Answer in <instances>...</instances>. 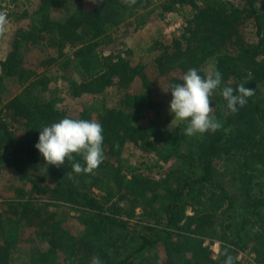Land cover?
<instances>
[{"label": "trees", "instance_id": "obj_1", "mask_svg": "<svg viewBox=\"0 0 264 264\" xmlns=\"http://www.w3.org/2000/svg\"><path fill=\"white\" fill-rule=\"evenodd\" d=\"M39 1L40 11L48 13L64 6L63 0ZM188 2L195 15L170 45L162 46L154 78L164 79L170 89L182 83L189 68L205 76L212 63V72L222 74L221 88L235 89L246 81L245 86L255 90L238 114L227 109L217 90L212 99L218 104L215 116L222 127L194 137L184 134L182 123L169 128L174 118H162L160 103L152 94H157L153 80L130 68L112 49L153 20L144 19L124 37L112 38L122 31L127 14L148 9L151 1L136 0L129 6L123 0H97L65 23L45 25L59 48L49 61L59 73L77 79L74 82L84 92H95L98 85L105 87L115 80L122 91L126 112L110 108L100 117L105 159L88 175L71 172L67 160L59 168L46 166L35 148L43 127L65 117H92L89 110L69 116L53 103L39 101L32 82L35 71L23 66L20 42L14 40L13 49L0 61V177L7 166L14 167L30 187L31 198L10 204L6 217L0 219V264H10L26 226L41 228L43 235L45 227L57 219L51 209L61 205L80 213L77 218L84 232L72 238L57 221L47 234L50 249L39 251L31 264H91L97 256L103 264H225L229 257L231 264H239L234 255L250 248L249 228L264 232V10L258 7L264 0H243L241 5L230 0H166L158 17ZM253 33L255 43L249 39ZM138 76L143 90L128 92ZM11 77L19 80L22 89L4 101L1 84ZM152 113L155 119L142 127ZM10 122L24 125L28 137L17 138ZM146 143L162 147L161 160L169 167L159 176L128 179L121 170L122 155L129 144ZM75 161L83 164L80 156ZM139 210L148 221L144 227L130 223ZM215 242L221 243L217 257L211 249ZM260 247L264 241L258 250V262L264 264Z\"/></svg>", "mask_w": 264, "mask_h": 264}, {"label": "rangeland", "instance_id": "obj_2", "mask_svg": "<svg viewBox=\"0 0 264 264\" xmlns=\"http://www.w3.org/2000/svg\"><path fill=\"white\" fill-rule=\"evenodd\" d=\"M149 1L152 4L148 9L132 15L127 14L126 22L121 27L122 31L117 30L112 38L124 37L127 33L133 31L144 19L152 18L153 20L137 33L128 37L123 44L117 43L112 49L115 51L116 56L124 57V61L127 62L125 63L130 68H135L137 71L140 70L153 80L152 82H154L157 94L154 91L152 94L153 96L156 95V101L160 103L162 118L167 119L172 116L169 111L172 97L170 90L165 87V80L154 78L157 72L156 59L163 51L162 46L170 45L173 39L180 34L182 29L194 17L195 10L189 2L179 4L175 5L170 13L160 18L158 17L161 13L160 6L166 0ZM198 1L201 3L202 0ZM230 1L241 5L243 0ZM62 2L64 5L62 8H54L48 13L47 11H40L39 0H0V10L7 12L9 28H11L8 29L3 41L0 40L1 45L3 44V48L0 46V57L4 56L2 53L3 49L9 54L14 47V40L18 39L20 42L18 44L20 47L19 57L25 64L23 66L27 69L30 66L35 71V77L32 79V82L36 84L37 89L35 93L39 101L53 103L59 112H65L64 114L71 116L79 114L82 110H89L92 120L96 121H100V117L110 108H117L126 112V108L121 102L122 91L117 88L118 84L116 80L111 85L109 84L105 87L101 84L98 85L95 92L94 89L93 91L88 89L84 92L81 84L74 82L77 79H73L69 75H62L57 71L54 63H49L51 59L58 55L59 48L54 45L52 33L46 30L45 25L47 23H65L72 15L77 14L82 9L92 8L97 0H63ZM258 7L261 11L264 10L263 3H260ZM14 28L15 30H12ZM249 39L252 43L256 42L254 33L249 36ZM117 61L116 58L115 63ZM205 71L207 74L212 72V63H209ZM131 72L132 74L135 73L134 71ZM136 74L139 75V73ZM1 86L6 91L3 95L4 101L12 99L22 89L16 77L8 78ZM127 90L130 93H140L143 90L142 78L136 77L129 84ZM212 104L215 106H212L213 115L215 116L218 112L216 108L218 104H214L213 99ZM149 116L148 119L140 124L142 127H147L149 122L155 119V114L152 113ZM216 118L221 121L220 118ZM180 123L186 125L185 122H179L174 119L169 128H174ZM9 126H12L17 138L28 137L29 134L24 125L21 126L10 122ZM162 153L163 149L160 146L146 143L141 147H136L129 144L120 160L123 175L128 179H132L134 176L146 177L148 174L159 176L160 171H165L169 167L168 164L162 162ZM30 198L31 194L28 184L20 180L14 167L7 166L0 177V219L6 217L10 204L19 200L27 201ZM51 211H55L58 214L57 219H52V223L45 227L43 235L40 233L42 231L41 228L26 226L27 228L23 229L20 244L13 252L10 264H31V262H34L39 251L42 252L50 249V239L47 234L50 231L52 232L50 226L57 223V221L72 234V238L79 237L84 232V225L77 218L80 213L76 212L72 207L61 205L51 209ZM187 211L188 214H191L192 208L189 207ZM236 215L239 217V214ZM26 223L28 222H24L23 225H27ZM130 223L131 225H140L139 227L148 225V221L142 217V211L140 210L137 212V217L131 219ZM254 227L249 228L252 233L250 248L243 251L237 250L234 255L237 259L243 255L244 259L250 257L255 261H260L258 250L260 243L264 241V232H260L258 231V227ZM45 231L47 232L46 235ZM256 235L263 237V239H256ZM260 249L262 251L264 247H260ZM220 250L218 253L213 251L215 257L220 253Z\"/></svg>", "mask_w": 264, "mask_h": 264}, {"label": "clouds", "instance_id": "obj_3", "mask_svg": "<svg viewBox=\"0 0 264 264\" xmlns=\"http://www.w3.org/2000/svg\"><path fill=\"white\" fill-rule=\"evenodd\" d=\"M123 2L131 6L136 0ZM8 25L7 12L0 11V37L5 36ZM181 79L182 83L170 86L172 98L169 111L175 120L186 123L184 134L188 137L215 133L222 127L221 121L213 115L212 96L217 90H220V95L232 114H238L255 94L254 89L245 86L246 81L241 82L235 89L231 86L221 88L223 78L219 70L202 76L198 69L189 68ZM103 143L104 129L101 123L96 120L65 117L40 130L35 148L43 156L46 166L59 168L67 160L71 162V172L88 175L105 159ZM76 156L82 157L83 164L75 161ZM66 175L70 176L71 173ZM91 264L103 262L97 256L93 257ZM225 264H231L230 257Z\"/></svg>", "mask_w": 264, "mask_h": 264}, {"label": "built area", "instance_id": "obj_4", "mask_svg": "<svg viewBox=\"0 0 264 264\" xmlns=\"http://www.w3.org/2000/svg\"><path fill=\"white\" fill-rule=\"evenodd\" d=\"M221 248V244L219 242H215L212 246L211 249L215 252L218 253ZM241 255L237 260L239 261V264H262L259 263L258 261H255L253 258L247 257L244 259Z\"/></svg>", "mask_w": 264, "mask_h": 264}, {"label": "crops", "instance_id": "obj_5", "mask_svg": "<svg viewBox=\"0 0 264 264\" xmlns=\"http://www.w3.org/2000/svg\"><path fill=\"white\" fill-rule=\"evenodd\" d=\"M13 26V25H12ZM11 26V27H12ZM8 29H11V28H9V25H8ZM147 29V28H146ZM12 30H15V28L14 29H12ZM5 38V36L4 37H0V40H2L3 41V39ZM0 46L3 48V44L1 45V43H0ZM2 53L4 54V56L3 57H0V60L1 61H4L6 58H7V56H8V52L7 51H5L4 49L2 50ZM2 73V72H1Z\"/></svg>", "mask_w": 264, "mask_h": 264}]
</instances>
